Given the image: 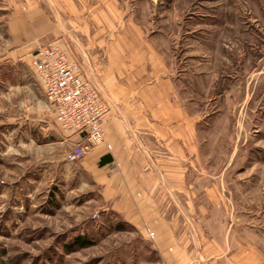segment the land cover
Returning <instances> with one entry per match:
<instances>
[{"label": "rangeland", "instance_id": "obj_1", "mask_svg": "<svg viewBox=\"0 0 264 264\" xmlns=\"http://www.w3.org/2000/svg\"><path fill=\"white\" fill-rule=\"evenodd\" d=\"M26 2L0 0V264L208 261L209 247L223 246L220 231L201 235L176 221L166 240L153 219L126 221L105 203L88 170L93 148L77 163L64 160L78 143L58 125L31 66L49 45L23 55L8 41L10 11L24 12ZM121 2L136 23L167 41L175 70L188 58L198 99L192 112L208 113L197 124L199 165L219 182L234 244L264 253V0ZM77 238L92 245L65 248Z\"/></svg>", "mask_w": 264, "mask_h": 264}, {"label": "crops", "instance_id": "obj_2", "mask_svg": "<svg viewBox=\"0 0 264 264\" xmlns=\"http://www.w3.org/2000/svg\"><path fill=\"white\" fill-rule=\"evenodd\" d=\"M26 1L24 12L10 11V49L24 55L59 46L80 64L83 78L107 106L102 125L107 147L91 150L95 167L88 169L105 203L126 221L153 219L166 240L174 238L176 221L201 235L220 231L223 246L209 247L210 258L200 264H264L260 248L234 244L219 182L199 165L197 124L208 113L192 112L198 99L190 91L188 58L175 70L167 41L136 23L133 9L121 0ZM73 136L78 143L81 136ZM102 157L111 161L97 167Z\"/></svg>", "mask_w": 264, "mask_h": 264}, {"label": "built area", "instance_id": "obj_3", "mask_svg": "<svg viewBox=\"0 0 264 264\" xmlns=\"http://www.w3.org/2000/svg\"><path fill=\"white\" fill-rule=\"evenodd\" d=\"M31 66L58 125L64 132L81 136L66 154V162L77 163L91 148L107 147L102 128L107 106L97 88L83 78L76 61L59 46H49L38 50Z\"/></svg>", "mask_w": 264, "mask_h": 264}, {"label": "trees", "instance_id": "obj_4", "mask_svg": "<svg viewBox=\"0 0 264 264\" xmlns=\"http://www.w3.org/2000/svg\"><path fill=\"white\" fill-rule=\"evenodd\" d=\"M110 161H111V158H109V157H102L100 159V161L98 162V166L99 167H102L104 164L109 163ZM91 245H92L91 242H89L87 240H84V239H81V238H77L72 243V245H68L65 248L68 249V250H71L75 246L77 248L82 249V248L90 247Z\"/></svg>", "mask_w": 264, "mask_h": 264}]
</instances>
